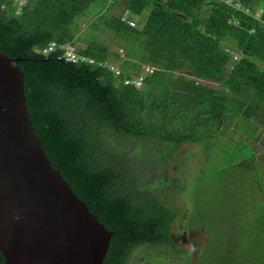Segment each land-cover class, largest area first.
Returning a JSON list of instances; mask_svg holds the SVG:
<instances>
[{"label":"trees","instance_id":"obj_1","mask_svg":"<svg viewBox=\"0 0 264 264\" xmlns=\"http://www.w3.org/2000/svg\"><path fill=\"white\" fill-rule=\"evenodd\" d=\"M234 2L248 13L223 0H32L18 14L10 5L0 8V51L17 58L41 148L111 232L101 264H127L140 248L139 261L181 259L200 243L193 229L186 237L176 226L159 170L168 178L169 153L184 144L210 147L237 109L244 119L252 110L263 115L264 0ZM51 40L74 44L93 63L37 51ZM142 64L154 69L141 85L123 83ZM198 97L205 100L197 103ZM140 150L148 152L147 161L136 155Z\"/></svg>","mask_w":264,"mask_h":264},{"label":"rangeland","instance_id":"obj_2","mask_svg":"<svg viewBox=\"0 0 264 264\" xmlns=\"http://www.w3.org/2000/svg\"><path fill=\"white\" fill-rule=\"evenodd\" d=\"M87 19L78 25L83 28ZM132 19L139 22L140 17ZM100 39L116 48L108 34ZM203 100L198 97L195 102ZM252 137L260 142H251ZM209 141L207 149L199 143L184 144L169 153L168 178H161L159 170V182L169 181L166 186L159 183V189L177 211L176 226L186 237V229L200 237L195 252L175 260L148 255L139 261L144 254L140 248L127 264H186L189 259L190 264H264V125L249 128L242 121L228 131L226 141L220 142L217 135ZM147 154L140 150L136 155L147 161ZM166 157V153L160 155V159Z\"/></svg>","mask_w":264,"mask_h":264},{"label":"water","instance_id":"obj_3","mask_svg":"<svg viewBox=\"0 0 264 264\" xmlns=\"http://www.w3.org/2000/svg\"><path fill=\"white\" fill-rule=\"evenodd\" d=\"M16 61L0 51L3 264H101L111 232L49 164L26 110Z\"/></svg>","mask_w":264,"mask_h":264},{"label":"built area","instance_id":"obj_4","mask_svg":"<svg viewBox=\"0 0 264 264\" xmlns=\"http://www.w3.org/2000/svg\"><path fill=\"white\" fill-rule=\"evenodd\" d=\"M30 1L32 0H0V8L2 9L7 5H10L13 13L18 14ZM223 2L232 5L236 9H241L245 13H248V9L241 8L238 2L232 3V0H223ZM121 19H124V17H122ZM125 21L130 26L134 25L133 20L126 19ZM37 51L44 55L53 52L56 54V59L62 61L93 63V59L79 54L76 51L75 45L69 42L62 45H58L57 43H55V41L51 40L43 48ZM99 64L108 66V68L112 70L115 74L119 73V69L114 65L106 64L105 62ZM153 69V66L142 64L140 73L131 79H124L123 83H131L135 87H139L142 83L144 76L151 73Z\"/></svg>","mask_w":264,"mask_h":264},{"label":"crops","instance_id":"obj_5","mask_svg":"<svg viewBox=\"0 0 264 264\" xmlns=\"http://www.w3.org/2000/svg\"><path fill=\"white\" fill-rule=\"evenodd\" d=\"M213 87H215V84H212ZM217 86V84H216ZM240 112L238 109H237V114H235L232 118H230L229 121H225V123H222L220 124V127H219V132L217 133V136L219 138V141H226L227 140V134H228V131L233 129L236 125H238L239 123H241L242 121H244V125L245 126H248L249 128L256 124H261V125H264V115H261L258 113V111H251L250 113V117L248 118H240L241 115L238 113ZM264 113V109L261 111ZM238 133V132H236ZM249 140V139H247ZM260 139L256 138V137H252V140L251 142H254V143H258L260 142L259 141ZM207 149V148H205Z\"/></svg>","mask_w":264,"mask_h":264}]
</instances>
